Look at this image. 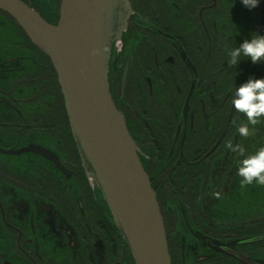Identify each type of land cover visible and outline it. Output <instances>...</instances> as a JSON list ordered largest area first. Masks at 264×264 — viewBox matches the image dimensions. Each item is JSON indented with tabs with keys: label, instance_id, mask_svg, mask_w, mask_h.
<instances>
[{
	"label": "flooded vegetation",
	"instance_id": "flooded-vegetation-1",
	"mask_svg": "<svg viewBox=\"0 0 264 264\" xmlns=\"http://www.w3.org/2000/svg\"><path fill=\"white\" fill-rule=\"evenodd\" d=\"M43 1L60 10L61 0ZM129 2L108 82L143 152L171 264H264V185L240 183L241 155L227 147L264 146V119L242 136L247 117L231 105L264 63L230 68L226 55L251 38L250 22L264 35V0L260 13L241 0ZM0 264H132L86 175L50 58L2 10Z\"/></svg>",
	"mask_w": 264,
	"mask_h": 264
},
{
	"label": "water",
	"instance_id": "water-1",
	"mask_svg": "<svg viewBox=\"0 0 264 264\" xmlns=\"http://www.w3.org/2000/svg\"><path fill=\"white\" fill-rule=\"evenodd\" d=\"M0 10L50 58L86 175L101 192L134 263L171 264L143 152L108 82L113 44L133 15L129 0H61L57 24L21 0H0Z\"/></svg>",
	"mask_w": 264,
	"mask_h": 264
},
{
	"label": "clouds",
	"instance_id": "clouds-1",
	"mask_svg": "<svg viewBox=\"0 0 264 264\" xmlns=\"http://www.w3.org/2000/svg\"><path fill=\"white\" fill-rule=\"evenodd\" d=\"M249 10L256 9L262 0H241ZM228 67H238L241 61L250 60L253 64L264 63V35L259 32L251 34L239 46L226 49ZM231 105L239 113L247 117V123L238 128L242 136L249 134L248 125H256L264 119V78H249L235 87L231 96ZM232 152H238L241 158L237 161V175L242 185L253 183L264 185V146L258 147L254 152L245 155V149L239 144L227 145Z\"/></svg>",
	"mask_w": 264,
	"mask_h": 264
},
{
	"label": "trees",
	"instance_id": "trees-1",
	"mask_svg": "<svg viewBox=\"0 0 264 264\" xmlns=\"http://www.w3.org/2000/svg\"><path fill=\"white\" fill-rule=\"evenodd\" d=\"M42 4H34V8L38 11V13H40V15L49 23L51 24H57V22L52 18L53 16H56V18L59 17V9L57 6H53L52 8L49 7V5H47V3L45 1L42 0ZM256 10L258 11V13H260V6H258L256 8ZM253 26L255 27V29H252ZM250 27V32L251 34L254 32H258L259 28H260V20H256V22L253 24L252 22H250L249 24ZM248 27V28H249ZM130 132V131H129ZM131 134V132H130ZM132 135V134H131ZM133 137V135H132ZM144 166V165H143ZM145 168V167H144ZM146 170V169H145ZM123 244L126 247V255L128 257V259L130 260V262L132 264L134 263V260L132 258V255L129 251L128 245L127 243L124 241V239L122 238Z\"/></svg>",
	"mask_w": 264,
	"mask_h": 264
}]
</instances>
